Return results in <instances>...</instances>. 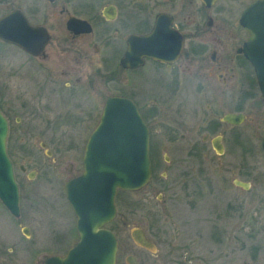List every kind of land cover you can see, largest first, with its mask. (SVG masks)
Masks as SVG:
<instances>
[{
  "label": "rangeland",
  "instance_id": "374dc122",
  "mask_svg": "<svg viewBox=\"0 0 264 264\" xmlns=\"http://www.w3.org/2000/svg\"><path fill=\"white\" fill-rule=\"evenodd\" d=\"M248 1H221L227 6L215 12H220L225 29L238 26L239 12ZM48 49L52 60L32 59L0 42V106L11 115L6 148L20 207L19 217H14L0 202V264H43L44 256L65 253L76 239L71 232L55 235L73 227L63 186L70 164L80 169L105 95L95 96L94 112L35 109L28 78L40 83L46 70H72L71 62L60 59H68L67 55H57L51 45ZM130 78L135 84V75ZM227 85L222 97L205 99L210 107L203 114L214 119L211 126L195 127V121L180 127L174 135L176 150L170 144L172 128L168 124L154 127L150 181L138 190L118 191L116 196L117 213L110 226L118 241L116 264H129L130 255L135 264H264V153L260 145L264 110L255 113L252 122L246 119L237 126L220 122L223 115L242 110L236 101H250L247 95L244 98V89L238 96L227 90L232 83ZM84 103L88 108L94 102L84 98ZM243 113L254 112L246 108ZM206 132L209 137L223 135L221 155L209 140L202 141ZM181 133L186 134L182 141L178 139ZM234 180L250 186L243 189ZM135 228L143 229L153 249L135 243L131 236Z\"/></svg>",
  "mask_w": 264,
  "mask_h": 264
},
{
  "label": "flooded vegetation",
  "instance_id": "af4514ba",
  "mask_svg": "<svg viewBox=\"0 0 264 264\" xmlns=\"http://www.w3.org/2000/svg\"><path fill=\"white\" fill-rule=\"evenodd\" d=\"M193 1L0 0V17L12 14L19 21L37 29L32 35L35 39L34 53L13 42L1 39L0 42L19 49L32 59L42 60H52L48 49L51 45L57 55L68 56V59L60 56V59H64L63 62L66 60L72 63L73 71L50 72L46 68L40 83L33 77L28 78L33 86V91H28L32 94L28 101L30 99L35 109L47 106L58 111L94 112L97 94L105 95L102 109L108 97H127L135 104L146 123L149 141L153 137L154 127L168 124L173 134L170 144L176 150L179 146L176 147L177 138L174 135L180 127L195 121V127L211 126L214 119L203 114L210 107L205 99L208 95L215 96V100L216 97H222L229 82L232 83L227 89L230 93L240 96L244 89V98L247 95L250 100L247 103L243 98L242 101H236V106L240 105L242 110L229 112L242 114L241 123L246 119L252 122L255 113L264 110V98L258 85L256 68L244 51L248 41L253 38L256 44L263 34L254 33L253 36L240 23L245 8L258 0L248 1L239 12L238 26L230 30L225 29L222 21H219L220 12H215L219 11V6H227L226 3L213 0L208 4L203 0H195L199 2V6L194 7L196 4ZM149 34H152L153 45L161 47L162 55L166 54L167 58L142 56V62L138 66L124 65L122 59L129 47L146 45L144 38ZM40 44L42 47H39ZM255 50L256 48L254 55ZM133 74L136 77L135 84H132L130 78ZM84 98H90L94 102L91 103L92 106L85 108ZM246 108L254 113L247 116L243 113ZM0 111L7 120V141L11 115L2 106ZM223 117L224 115L220 122L227 125L241 124L226 122ZM185 138V133L178 137L181 141ZM204 140H209L214 151L213 140L223 146V135L219 133L209 137L206 132L202 136V141ZM193 142L196 143L195 140ZM41 145L45 147L44 142ZM46 153L51 155L50 151ZM151 153L149 142L150 159ZM82 158L80 169L76 170L70 164L66 182L82 173ZM166 159L167 156L165 161ZM152 167L151 160V171ZM66 182L63 186L64 197ZM66 205L73 217V227L56 231L55 235H69L71 232L76 235L75 242L79 235L76 216L67 200ZM60 219L66 220L63 216ZM113 221L103 225V228L112 230L110 226Z\"/></svg>",
  "mask_w": 264,
  "mask_h": 264
},
{
  "label": "water",
  "instance_id": "95a60500",
  "mask_svg": "<svg viewBox=\"0 0 264 264\" xmlns=\"http://www.w3.org/2000/svg\"><path fill=\"white\" fill-rule=\"evenodd\" d=\"M203 1L208 4L213 2ZM240 22L253 36L254 33L263 34L256 44L253 38L248 41L244 51L256 68L264 98V0L248 6ZM36 31L35 27L19 21L12 14L0 17V39L33 53L35 39L32 35ZM144 39L146 45L129 47L122 59L124 65L136 67L142 62V56L167 58L166 54L162 55L161 47L153 45L152 34ZM223 119L238 124L243 121V115L227 113ZM7 130V120L0 112V201L14 217H19L18 185L6 151ZM212 144L218 154L223 153L221 144L216 140ZM261 146L264 153V139ZM82 163V173L65 185L66 199L76 216L78 239L64 256H44V264H116L117 238L113 231L103 228L116 215L115 195L118 190H138L151 178L149 130L129 98L111 96L105 100L99 121L86 142ZM29 177H32V173ZM234 183L243 189L250 186L239 180H234ZM22 231L28 236L27 228ZM131 236L137 245L153 249L154 245L143 229H133ZM127 262L135 264L136 260L130 255Z\"/></svg>",
  "mask_w": 264,
  "mask_h": 264
}]
</instances>
